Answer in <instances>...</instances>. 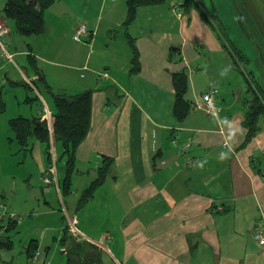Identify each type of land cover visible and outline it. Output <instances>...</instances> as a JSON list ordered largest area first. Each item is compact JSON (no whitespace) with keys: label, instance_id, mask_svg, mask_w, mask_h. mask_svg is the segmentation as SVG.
<instances>
[{"label":"crops","instance_id":"0c3cea01","mask_svg":"<svg viewBox=\"0 0 264 264\" xmlns=\"http://www.w3.org/2000/svg\"><path fill=\"white\" fill-rule=\"evenodd\" d=\"M194 1L197 7L187 12L184 0L138 10L127 29L139 52L141 70L135 75L130 74L132 49L123 26L126 0H56L44 12L45 32L31 37L18 34L3 12L0 16V24L8 29L9 52L20 61L25 56L30 69V75L27 68L21 70V80L10 79L6 72L8 84L24 86L26 79L38 80L28 60L32 56L54 92L75 96L93 91L91 127L77 149L69 191L63 192L66 168L63 161L58 169L53 137L55 178L44 148L38 150L43 181L52 178L50 184L43 182L42 197L48 204L53 188L63 205V218L55 224L59 233L52 241L60 245L66 264L72 242L61 241L67 237V226L70 235L74 226L94 241L106 237L103 248L83 238L77 242L85 246V253L97 255L100 264H105L104 256L111 264H264L259 241L264 238V116L247 141L244 121L251 95L246 78L210 24L217 25L207 14L206 0ZM209 1L223 25L219 0ZM237 1L232 0L234 8L243 9L264 53V0H239L240 6ZM34 5L39 7L38 2ZM79 25L89 32L82 41L74 37ZM73 40L77 48L69 47ZM47 41L61 60L45 54L42 46L47 47ZM40 62L55 69L43 68ZM4 67L0 59V69ZM178 72L187 75L185 99L191 104L182 121L174 116L172 76ZM211 87L219 91V117L202 107L201 97ZM259 96L264 102L260 90ZM42 113L41 109L37 115ZM103 156L114 159L111 173L78 209ZM8 238L0 248H13ZM45 239L44 235L41 242ZM30 242L25 248L28 262L43 264L29 257ZM44 251L49 258L51 247Z\"/></svg>","mask_w":264,"mask_h":264},{"label":"rangeland","instance_id":"374dc122","mask_svg":"<svg viewBox=\"0 0 264 264\" xmlns=\"http://www.w3.org/2000/svg\"><path fill=\"white\" fill-rule=\"evenodd\" d=\"M203 2L207 14H210L209 17L213 18L217 27L219 26L221 28L226 41L242 51L249 60V62H243V60L238 62V68L249 81L251 91L257 93L259 96L260 90L264 97V62L250 34L247 23L248 18L245 13H243V9L240 7L235 9L232 0H219V11L217 10V13H220L219 19L223 20V25H221L216 13H214L210 6V1L208 2V0H206ZM237 3L240 6L239 0ZM4 4L5 0H0V16H2ZM50 35L52 34L49 33V36ZM50 43L51 42L47 41V47L44 48V46H42L45 50V54L49 57L53 56V58L61 60V58L56 57L54 51L52 52L53 49L48 47ZM69 47L77 48V42L73 40L72 43L70 42ZM0 59L1 61L4 60L5 63L4 69H0V100H2L6 106L5 112L0 115V205L3 204L5 206L4 212L6 213L3 219L0 220V240L10 237L13 243V248L10 250L0 248V264H35L28 262L25 251L31 239H36L40 243V248L42 250L47 246L51 247L50 256L48 258L50 264L51 262H53L52 264H66V257L62 254L60 245L52 241L53 236L57 237L59 233L57 229H55L57 227L55 224L60 222L63 218V205L61 200L58 201L56 193H52V191H54L53 188H51V194L47 197L48 204L42 197L41 187L44 185V181L41 176V164L38 157V150L40 149V151H43L44 146L40 143L39 146L38 142L32 140L31 143H33L32 146L34 147L33 152L23 151L16 140H12L14 139V134L9 126V120L12 118L18 116L32 117L33 115H37L38 111L41 109L44 113L45 104L43 103L41 105L38 102L26 103L25 99L29 96L34 97L38 95L37 92L28 87L24 88L25 86L23 85L12 86L8 84V81H6L7 79L4 77L5 73L9 72L10 79L15 78L16 80H21L18 74H21V70L26 72V68L27 74L30 75L26 57L22 56L20 61L19 56H13L12 61H10L2 54L0 55ZM25 65L27 66L25 67ZM40 66L43 68L55 69V67H50L41 62ZM65 71H72L71 73L77 74L75 70ZM237 73L238 77L242 79L243 76L239 72ZM242 80L244 84H246L245 80ZM36 89L43 100L46 101L49 108L48 110H52L53 101L51 96L43 90ZM251 96H253V94H251ZM58 165V169L61 170V168H63L62 165ZM44 192L46 193V190ZM65 201H67V199H65ZM2 211L3 209H0V212ZM46 211L49 214L44 213ZM11 214L16 215L18 226L10 232H5L3 229ZM30 214H33L32 218ZM65 218L66 217H64V219ZM47 227L51 229H46ZM70 233L69 242H72L71 239H74L75 243L80 241L81 237L73 229ZM44 235L46 239L42 243L41 241ZM89 240L91 241L92 239ZM103 260L105 264H111L110 261H107L105 256Z\"/></svg>","mask_w":264,"mask_h":264},{"label":"trees","instance_id":"16d2710c","mask_svg":"<svg viewBox=\"0 0 264 264\" xmlns=\"http://www.w3.org/2000/svg\"><path fill=\"white\" fill-rule=\"evenodd\" d=\"M56 0H5L3 9L4 18L11 20L15 25V30L23 37L38 36L45 32L44 12ZM166 0H126V16L123 26L126 29L136 20L138 10L142 7L158 6L165 3ZM38 2L39 7L34 5ZM197 4L194 0H184L182 7L187 12L190 7ZM209 22V20L205 17ZM210 23V22H209ZM221 39L224 48L229 52L238 69V62H249L245 55L239 49L226 41L225 35L220 27L210 23ZM129 45L132 49V68L131 75L138 74L141 70L139 63V52L135 44V39L127 32ZM258 41V40H257ZM259 43V42H258ZM260 45V44H259ZM261 47V45H260ZM262 49V48H261ZM263 52V50H262ZM264 56V53H263ZM29 63L38 74V80H30L32 84L40 89L45 90L52 98L53 109L50 110L52 116V134L49 130L48 120L43 115H33L32 117L18 116L9 120V126L14 134V139L25 152L32 151V140L40 142L44 146L45 161L50 166L52 164L51 141L52 137L57 150H59L57 163L61 164L64 161L66 168V177L63 182V192L70 190L72 185V175L76 167V153L80 144L86 139L91 127L93 91L88 90L79 95L69 96L64 93H56L48 85L44 75L38 69L36 59L32 56L28 57ZM248 93L251 100L247 102L246 118L244 126L248 129L247 141H249L258 130V119L264 116V102L257 93L251 91L250 83L247 79ZM173 86L175 89V105L174 116L178 121L186 118L191 110V104L185 99L188 88L187 75L183 72L174 73L172 76ZM26 82V81H25ZM24 86L32 89L26 82ZM33 90V89H32ZM28 103L38 102L43 104L41 98L36 95L26 98ZM6 110V106L0 100V115ZM102 164L98 169L97 178L84 190L82 193L78 209L84 207L89 200L94 196L95 191L102 186L114 165V159L111 157H102ZM4 217V216H3ZM2 217V219H3ZM0 219V220H2ZM18 220L9 217L4 231L10 232L16 228ZM4 227V226H1ZM68 226L65 229L67 237L62 239L64 245L66 240H69ZM8 238V237H7ZM9 240V238H8ZM72 240V239H71ZM38 241H31L28 247V255L32 259L33 253L38 249ZM72 246L67 250L68 264H100L97 261V255L85 253V246L72 241ZM7 242L0 240V247L6 245ZM91 246V245H89Z\"/></svg>","mask_w":264,"mask_h":264},{"label":"built area","instance_id":"2783aa9c","mask_svg":"<svg viewBox=\"0 0 264 264\" xmlns=\"http://www.w3.org/2000/svg\"><path fill=\"white\" fill-rule=\"evenodd\" d=\"M7 33H8L7 27H5L3 24H0V49H1L2 54L4 55V57L6 59L12 61L13 55L9 52L8 44H7V41L5 39V36L7 35ZM88 33H89L88 29L84 25H79L78 27H76V30H75V33H74V37L77 40L82 41L88 36ZM26 81L29 84V86H31V88L37 92L38 96L41 98L42 102L45 104L42 96L40 95V93H38L36 87L32 84V82L30 80H28V79H26ZM218 92L219 91H218L217 88L211 87L201 97L202 98V102H203L202 107L204 108L206 113L211 114V115H213L215 117H219V110H218V108L216 106V101H215ZM44 114H45V118L48 120L49 130H50V132L52 134V116H51L50 110H48V108L46 107V104H45V112H44ZM51 143H52V141H51ZM190 146H191V143H187L185 145V148L189 149ZM55 165H56V161L54 159V154L52 153V164L50 166V171L52 173L53 178L56 177V166ZM51 181H52L51 177L47 176V177L44 178V183H46V184H50ZM0 209H3V211L0 212V219H2V217L6 214L4 212L5 206L3 204H1L0 205ZM10 217L11 218H16V215L11 214ZM71 229H73L84 240L90 241L89 238H87L86 236L81 235V233L74 226H71ZM105 238H103V239H101L100 241H97V242H94V241L91 240L90 243L93 242V244L98 246V247H104V242L106 240ZM255 238H257V239L261 238L260 237V233H258L257 231L255 233ZM259 241H260L261 245H264V238L260 239ZM40 260H41V262L43 264H50V261L48 260L45 251L38 247V249L33 253L32 261L33 262H38Z\"/></svg>","mask_w":264,"mask_h":264},{"label":"water","instance_id":"95a60500","mask_svg":"<svg viewBox=\"0 0 264 264\" xmlns=\"http://www.w3.org/2000/svg\"><path fill=\"white\" fill-rule=\"evenodd\" d=\"M249 30H250V34H251V36H252V38H253V40H254V42H255V44H256L258 50H259V53H260L261 59H262L263 62H264V56H263L262 49H261V47H260V45H259V43H258V41H257V39H256V37H255V35H254V33L251 31L250 28H249Z\"/></svg>","mask_w":264,"mask_h":264}]
</instances>
